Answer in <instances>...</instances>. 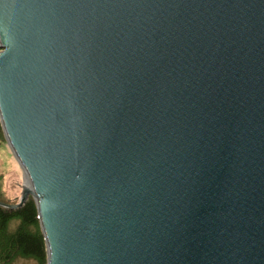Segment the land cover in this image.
I'll return each instance as SVG.
<instances>
[{"label": "water", "instance_id": "water-1", "mask_svg": "<svg viewBox=\"0 0 264 264\" xmlns=\"http://www.w3.org/2000/svg\"><path fill=\"white\" fill-rule=\"evenodd\" d=\"M0 123L47 264H264V0H0Z\"/></svg>", "mask_w": 264, "mask_h": 264}, {"label": "trees", "instance_id": "trees-1", "mask_svg": "<svg viewBox=\"0 0 264 264\" xmlns=\"http://www.w3.org/2000/svg\"><path fill=\"white\" fill-rule=\"evenodd\" d=\"M5 136L0 123V144ZM0 201L12 204L5 195L0 174ZM15 203V202H14ZM17 256L32 257L46 264V247L34 198L22 206L9 208L0 204V264H9Z\"/></svg>", "mask_w": 264, "mask_h": 264}, {"label": "rangeland", "instance_id": "rangeland-1", "mask_svg": "<svg viewBox=\"0 0 264 264\" xmlns=\"http://www.w3.org/2000/svg\"><path fill=\"white\" fill-rule=\"evenodd\" d=\"M0 174L6 197L13 203L17 202L21 187L25 183V173L6 139L0 144ZM9 264H37V262L32 257L17 256Z\"/></svg>", "mask_w": 264, "mask_h": 264}]
</instances>
